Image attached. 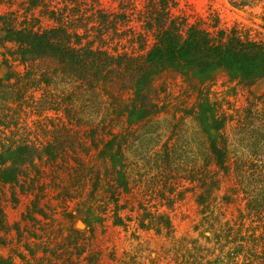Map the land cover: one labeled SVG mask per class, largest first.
<instances>
[{
  "label": "trees",
  "instance_id": "1",
  "mask_svg": "<svg viewBox=\"0 0 264 264\" xmlns=\"http://www.w3.org/2000/svg\"><path fill=\"white\" fill-rule=\"evenodd\" d=\"M39 2L42 3V0H33V5ZM41 6L46 8L44 13L54 21V26L41 31L29 27L17 28L9 25L6 17L0 16L1 38L16 43L22 59H51L55 64V75L70 78L74 83L83 81L91 89L103 83H117L119 89L130 88L132 97L129 101H121L114 108L118 114L116 118L123 120L125 124L122 136L130 131V126L148 122L159 111L160 105L156 97L160 95V89L153 81L157 74L168 68L187 67L198 74L227 69L247 86L258 84L256 89L260 91L259 97L264 104V46L256 40L242 37L235 28L218 29L214 35L199 25L201 20L191 23L189 16L184 13L174 14L170 0H143L141 7H135L132 0H117L115 11L105 9L98 0H53L42 3ZM9 77L10 73L0 76V87L5 85L4 82ZM107 94L118 100L115 96L117 93ZM67 106V112H71L75 119L74 101L70 99ZM194 111V118L200 128L198 133L204 139L198 138L195 141L192 158L178 154V139L170 134L164 143V155H160L157 160L161 163L159 166L161 171L164 170L165 178H168L167 205L174 201V195L177 194L173 187L185 178L191 184L188 191L195 192V202L199 207L200 221L194 230L199 237H203L205 232L211 233V237L204 236V244L194 239L190 242L191 248L187 245L174 246L175 263L238 264L241 255V264H264V114L249 109L248 116L238 122L242 123L240 131L246 137H240L238 142L243 151L238 149L232 155V143L221 133L226 116L221 114L217 117L216 107L207 102L197 103ZM77 120L76 118L75 122ZM110 124L92 128L93 136L98 135L92 143H102L97 155L104 160V166L99 169L103 173L95 176L94 184L85 193L82 187L62 191L79 197L80 204L89 203L83 213L85 217L88 216L83 220L84 228L75 231L69 229L68 236L61 237L62 242L56 246L58 253L55 248L41 244L42 240L39 243V248L45 249L47 254L52 252L59 259L60 263L57 264H77V259L71 257L72 254L82 255L83 258L86 254L90 255L88 259L92 263L89 248L85 247L89 244L90 237L85 234L84 229L91 225L93 210L90 209L93 204L101 203L105 206L104 200H111L115 204L111 215L113 223L121 224V197L126 194L131 197H136L137 194L147 195L130 174L134 168H141L139 165L144 158L133 159L130 167L131 160L123 159L120 152L121 141L118 140V133L113 131V123ZM177 124L179 122L175 120L173 132ZM171 137V142H168ZM63 145V140L60 139L50 141L41 148L28 143L7 145L0 151V182L18 184L24 192L47 186L42 179L39 185L35 184L34 177L30 178L28 184L19 179L20 176L26 178L28 169L36 170L41 176L36 161L43 155L45 159H42V164L62 162L67 165L61 166L63 169L77 172L78 177L85 179L81 185L87 183L90 180L87 173H92L91 166L88 165L92 155L73 159L78 166L70 169L69 162L72 160ZM74 145L79 146L83 152L89 150L87 142H68L69 148L73 150ZM115 146L118 148L114 149ZM174 163L180 164L186 173L175 172ZM42 199L40 196L34 197L31 210L23 215V219L30 217L31 213L42 214ZM236 202L243 204L239 214L233 219L220 221L223 216L221 208ZM139 207L145 210L141 203ZM100 212L101 215L94 216L96 221H101L104 217L105 211ZM145 214H149V217L144 221L146 217L143 213V219L139 221L141 227L153 228L157 234L163 232L173 239L174 228L167 214L159 213L157 221L154 214ZM246 222L248 225L245 226ZM11 228L0 208V245L6 243V234ZM15 230L20 236L23 229L15 226ZM42 231L43 237L48 241L54 234L52 230ZM210 239L213 245L206 246ZM42 250L30 252L34 264H42ZM19 256L25 262L28 261L23 255ZM46 260L48 257H45L43 264L48 263ZM3 262L0 259V264ZM49 262L52 261L49 259Z\"/></svg>",
  "mask_w": 264,
  "mask_h": 264
},
{
  "label": "rangeland",
  "instance_id": "2",
  "mask_svg": "<svg viewBox=\"0 0 264 264\" xmlns=\"http://www.w3.org/2000/svg\"><path fill=\"white\" fill-rule=\"evenodd\" d=\"M52 1L45 0L48 3ZM98 1L107 10L117 9V0ZM132 1L135 7H141L143 2ZM45 2L42 0V3ZM42 3L33 5V0H0V16L6 17V22H10L9 25L14 27H29L41 31L55 25L44 13L46 8L41 6ZM170 5L174 14L184 13L189 16L191 23L201 20L199 25L214 35L218 29L235 28L242 37L256 40L264 46V0H170ZM100 44L102 45V42ZM54 67L55 64L48 58L22 59L17 44L3 40L0 34V76L11 74L4 82L5 85L0 87V151L7 145L14 146L19 143L41 148L50 141L60 139L63 140V146L67 148L72 160L69 162V168L77 165L73 159L92 155L88 164L92 173H87L90 180L81 185L85 179L78 177L77 172L63 169L61 166L67 165L62 162L42 164V159H45L42 155V158L36 161L41 176L36 170L28 169L26 178L20 176L19 179L28 184L30 178L34 177L36 185L44 180L47 186L24 192L18 184L0 182V208L8 225L12 227L6 234V243L0 245V259L4 260L2 264H34L29 254L33 250H42L39 248L41 240V244L55 248L58 253L56 246L62 242L61 237L68 236L69 229L75 231L84 228L83 220L88 216L85 217L83 213L89 203L80 204L79 197L62 191L82 187L85 193L94 184L95 176L103 173V170L99 169L104 166V160L97 155L102 143H92L98 137L97 134L93 136L92 128L96 125L100 128L101 124L110 123H113V131L118 133V140L121 141L120 152L123 159L131 160L130 167L133 159L144 158L139 165L141 168H134L130 174L147 195L137 194L136 197H131L126 194L121 197V224L113 223L111 215L115 204L111 200H104L105 206L101 203L93 204L90 209L93 210V218H88L91 225L84 229L85 234L90 237L89 244L85 247L89 248L88 252L93 261H89L90 255L87 254L84 258L74 254L71 257L77 259V264H176L174 246L187 245L191 248L190 242L194 239L204 244V236L210 238L211 233L205 232L203 237H199L198 232L194 230L200 221V214L195 202V192L188 191L191 184L185 178L181 179L183 182L180 181L173 187L177 193L174 195V201L167 205L168 178H165L164 170L161 171V163L157 159L164 155V143L170 134L178 139V154L192 158L195 141L198 138L204 139V136L198 133L200 128L194 118L195 106L200 102L215 106L217 117L221 114L226 116L221 133L232 143V155L238 149L243 151L238 142L240 137L246 136L240 131L242 123L238 122L248 116L249 109L264 114L260 91L256 89L258 84L247 86L227 69L198 74L187 67L168 68L157 74L153 81L160 89V95L156 97L160 105L159 111L148 122L130 126V131L122 136L125 124L123 120L116 118L118 114L114 108L117 104L120 105L121 101H129L132 97L130 88L119 89L117 83H103L91 89L83 81L74 83L70 78L55 75L57 72ZM108 92L117 93L115 96L118 100L110 97ZM70 99L74 101L77 122L72 113L67 112ZM173 117L179 122L174 127V132ZM171 139L172 137L168 142H171ZM80 141L87 142L88 152H83L77 145H74V150L69 148L68 142L76 144ZM174 168L177 173H186L178 163H174ZM179 191L181 194H178ZM35 196L43 197L40 201V205L44 204L41 208L42 214L31 213L30 217L23 219V215L31 210ZM139 203L145 206V210L139 207ZM242 208L243 204L239 205L237 202L223 206L220 221L233 219ZM101 210L105 211L104 217L101 221H96L94 216L101 215ZM145 212L154 214L156 221L159 213L167 214L174 228L173 239L163 232L157 234L153 228L141 227L139 221L143 219V213L146 217L144 221L149 217ZM151 219L153 220V217ZM15 226L23 229L20 236ZM44 229L54 231L51 238H48L49 241L43 237ZM242 232L246 233L243 229ZM212 245L211 239L207 241L206 246ZM42 251L44 259L48 257L46 261L49 264L60 263L52 252L47 254L45 249ZM19 255H23L28 261L25 262ZM44 259L41 260L42 264ZM49 259L52 262H49ZM241 259L240 255L238 264H241Z\"/></svg>",
  "mask_w": 264,
  "mask_h": 264
}]
</instances>
